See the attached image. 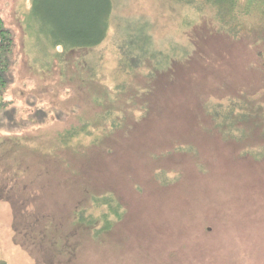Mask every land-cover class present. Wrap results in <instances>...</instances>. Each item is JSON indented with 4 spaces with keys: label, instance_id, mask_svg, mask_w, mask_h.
<instances>
[{
    "label": "rangeland",
    "instance_id": "rangeland-1",
    "mask_svg": "<svg viewBox=\"0 0 264 264\" xmlns=\"http://www.w3.org/2000/svg\"><path fill=\"white\" fill-rule=\"evenodd\" d=\"M33 1L0 0L13 39L0 110V264H264V141L254 135L260 125L214 122L215 112L264 109V24L238 12L241 0L236 25L226 0H113L103 43L66 54L46 36ZM147 45L162 64L146 66ZM122 57L142 65L126 75ZM84 62L95 68L88 75L109 87L122 74L135 84L140 72L137 85L164 96L163 120L150 121L125 156L180 143L165 160L137 155L136 162L144 154L149 161L132 168L140 172L133 186L121 172L128 166L112 170L121 180L114 185L121 214L96 245L84 244L66 218L85 163L65 145V112L76 103L72 88L86 93L77 80ZM161 171L164 182L154 178Z\"/></svg>",
    "mask_w": 264,
    "mask_h": 264
},
{
    "label": "trees",
    "instance_id": "trees-1",
    "mask_svg": "<svg viewBox=\"0 0 264 264\" xmlns=\"http://www.w3.org/2000/svg\"><path fill=\"white\" fill-rule=\"evenodd\" d=\"M226 1L227 18L235 19L233 24L236 25L242 17H239L235 11L239 5L237 2L240 0ZM241 1L244 7L240 6L238 12L247 15L254 13L256 25L258 27L263 25L264 0ZM32 4L33 14L37 15L40 21H45L42 29L46 36L51 37L52 44L61 46L66 54L75 53L81 49H92L103 43L107 37L113 13V0H34ZM258 31L264 33V28H260ZM143 39L149 42L150 36L143 35ZM12 47V33L5 26L0 9V110L5 106L4 95L8 88L4 73L9 70L11 63L8 62L6 56L12 54ZM145 47L146 50L151 51L150 54L146 53V66L148 68L157 66L151 62L162 64L157 60V56H154L157 53L149 45ZM121 61L124 63L119 66L126 75L133 73L142 65V61L138 64L124 57L121 58ZM79 70L77 80L86 83V93L82 96L79 91L80 87L71 89V93L74 94L73 100L76 103L72 105L70 111H64L71 120V124L65 130L64 139L68 149L71 148L74 152L76 160L78 162L84 160L85 166L81 164L82 168H78L76 171L79 196H77L76 205L71 207L72 212L66 218L69 227L80 234L84 244L93 243L96 245L111 233L114 220L118 219L121 214L119 212L121 202L118 197L120 188L114 187L115 183L121 182V180H117L112 170L128 166L129 169L121 172L126 175L124 182L133 186L140 172L138 175L133 174L132 168H139L142 160H144V164H147L149 160L145 158L146 155L151 160H165L169 154L180 149V143L177 141L171 146V150H161L160 153L143 150L135 154L132 159L125 156L126 151H130L129 148L140 135V131L150 126V121L163 120V102L160 100L162 101L164 96H161L159 92L148 94L144 88L138 86V82L144 81V76L140 72L135 84L129 77L127 80L126 76L122 74L119 79L115 80L113 87H109L102 79L94 77V74L93 76L88 75V71L92 74L95 70H91L86 62L81 64ZM133 88H138L137 92H134ZM130 93L132 97L128 98ZM240 110L241 112H239ZM227 111L228 113L225 111L215 112L214 122L217 123V128H222L225 125L234 126L239 122L254 121L255 124L260 125L256 129L257 133H254L255 138L260 137L264 141V109L251 110L248 105H245L237 110L228 109ZM70 144H73V147ZM145 148L147 147L145 146ZM146 152L147 154L141 157L142 160L137 157L139 161L136 162L135 157ZM258 155H262V153ZM91 156L100 158V161L91 162L94 159L89 158ZM93 164L104 165L106 170L94 172ZM89 169H92L93 173L89 174L87 172ZM165 176L164 171L155 172L154 178L158 182H164L162 179ZM111 215L114 219L110 218ZM74 231H71L72 237H76ZM54 233L56 234V231ZM35 234L42 235L39 231ZM58 246L62 252L67 248L64 239Z\"/></svg>",
    "mask_w": 264,
    "mask_h": 264
},
{
    "label": "water",
    "instance_id": "water-1",
    "mask_svg": "<svg viewBox=\"0 0 264 264\" xmlns=\"http://www.w3.org/2000/svg\"><path fill=\"white\" fill-rule=\"evenodd\" d=\"M264 63V62H263Z\"/></svg>",
    "mask_w": 264,
    "mask_h": 264
}]
</instances>
